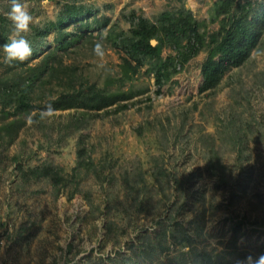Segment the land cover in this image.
Returning a JSON list of instances; mask_svg holds the SVG:
<instances>
[{"label":"rangeland","instance_id":"rangeland-1","mask_svg":"<svg viewBox=\"0 0 264 264\" xmlns=\"http://www.w3.org/2000/svg\"><path fill=\"white\" fill-rule=\"evenodd\" d=\"M222 1L23 0L33 54L8 62L0 51V264H237L264 253V0H237L230 15ZM10 7L0 0V44L15 35ZM178 11L199 36L164 29ZM143 22L161 29L160 57L131 54ZM51 66L126 99L41 119L70 90L40 86ZM24 85L33 108L19 107Z\"/></svg>","mask_w":264,"mask_h":264},{"label":"trees","instance_id":"trees-1","mask_svg":"<svg viewBox=\"0 0 264 264\" xmlns=\"http://www.w3.org/2000/svg\"><path fill=\"white\" fill-rule=\"evenodd\" d=\"M222 1V0H221ZM237 0H223L220 4L218 9V13L222 15H230L231 12H235L234 5L236 4ZM164 19L168 21L171 24V29H167V32L171 31H180V32H190L195 33L196 35H200L199 28L200 24L195 20L194 16L188 12V11H178L174 13L173 15H170L166 13L164 15ZM232 19V18H231ZM145 23L143 26L140 27V32H138L139 40L135 42L131 46V54L135 55H143V56H152V57H160V51H161V45L160 44V31L161 29L157 26L153 25L150 27H147V23ZM240 19H235L233 21V24L236 28V31L240 28ZM236 38L238 39V35H241L240 41H246L247 39H252L253 36L251 33L247 35L244 33V30H240V33L235 32L234 33ZM152 39L158 40V45L153 46L151 44ZM239 40V39H238ZM163 43V41L161 40ZM238 46L235 48L231 47L230 51L227 53L231 54V60L233 63H236V59L238 56ZM224 51L222 48H217L213 50L211 53V58H213L218 53H223ZM197 53V51L195 52ZM134 59H136L134 57ZM238 61V60H237ZM129 67L131 64L127 62ZM142 65V61H139V64H137L135 67H131L132 71L136 73L138 68ZM62 66V65H61ZM61 66H51L49 69L48 74L46 77L39 80L40 86H44V84L49 83L50 81H56L59 85H64L70 90L66 93L60 94L56 100L52 101L53 108L55 110L57 109H70V108H82V109H88V110H102L104 108L110 107L114 104H117L119 102H122L124 99H126L124 96L118 95V94H107L102 89L98 88L96 84H88V82H82L79 83V87L76 86V81L73 75H70L69 69L67 67H61ZM131 71V70H130ZM128 69H126L125 74L129 75L130 72ZM164 77L163 74H160L158 76L157 80L158 83H162L161 78ZM32 87V86H30ZM23 89V101L20 103L19 107L20 109H29L33 108V104H31V100L28 97L30 88L26 89V86H22ZM13 88H4V91L7 92L9 95L12 93Z\"/></svg>","mask_w":264,"mask_h":264},{"label":"clouds","instance_id":"clouds-1","mask_svg":"<svg viewBox=\"0 0 264 264\" xmlns=\"http://www.w3.org/2000/svg\"><path fill=\"white\" fill-rule=\"evenodd\" d=\"M11 7L7 13L8 18L13 22L15 35L9 37L8 41L0 44V51L4 55V59L8 62L24 61L33 54V47L30 41L22 33L29 31L30 25L33 22V16L27 10L23 0H10ZM93 51L97 56L102 57L104 51L102 44L97 42L94 45ZM55 109L49 103L40 113V118L44 119L54 114ZM237 264H264V253L254 257L247 255Z\"/></svg>","mask_w":264,"mask_h":264}]
</instances>
